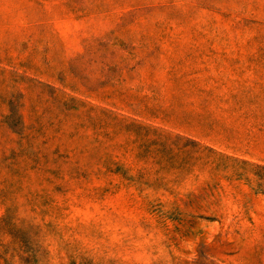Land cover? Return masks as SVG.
<instances>
[{
    "label": "rangeland",
    "instance_id": "374dc122",
    "mask_svg": "<svg viewBox=\"0 0 264 264\" xmlns=\"http://www.w3.org/2000/svg\"><path fill=\"white\" fill-rule=\"evenodd\" d=\"M0 264H264V0H0Z\"/></svg>",
    "mask_w": 264,
    "mask_h": 264
}]
</instances>
